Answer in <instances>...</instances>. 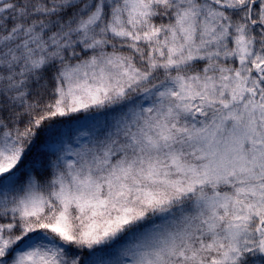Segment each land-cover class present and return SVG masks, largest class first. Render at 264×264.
Returning a JSON list of instances; mask_svg holds the SVG:
<instances>
[{
    "label": "snow or ice",
    "instance_id": "obj_1",
    "mask_svg": "<svg viewBox=\"0 0 264 264\" xmlns=\"http://www.w3.org/2000/svg\"><path fill=\"white\" fill-rule=\"evenodd\" d=\"M0 264H264V0H0Z\"/></svg>",
    "mask_w": 264,
    "mask_h": 264
}]
</instances>
